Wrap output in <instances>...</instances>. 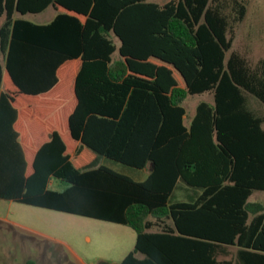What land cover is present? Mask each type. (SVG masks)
<instances>
[{
    "label": "trees",
    "instance_id": "obj_1",
    "mask_svg": "<svg viewBox=\"0 0 264 264\" xmlns=\"http://www.w3.org/2000/svg\"><path fill=\"white\" fill-rule=\"evenodd\" d=\"M51 6L48 23L16 17ZM247 12L248 0H0V198L131 227L119 264H264V208L249 221L245 205L264 189L246 168L248 144H264V57L232 49ZM207 92L186 125L184 101ZM102 157L152 169L138 181ZM179 180L202 190L197 209L171 200ZM231 246L238 261L219 260Z\"/></svg>",
    "mask_w": 264,
    "mask_h": 264
},
{
    "label": "rangeland",
    "instance_id": "obj_2",
    "mask_svg": "<svg viewBox=\"0 0 264 264\" xmlns=\"http://www.w3.org/2000/svg\"><path fill=\"white\" fill-rule=\"evenodd\" d=\"M153 1L164 4L169 0ZM56 14L51 6L41 13L22 17L42 24ZM232 49L253 61L264 57V0H248V12L236 28ZM212 97L208 92L189 97L185 103L189 119L199 102H212ZM45 126V123L33 125L32 137L36 144L39 140L35 134L37 131L44 134ZM100 164L135 180L142 179L148 170L105 157L100 159ZM28 165L31 166L30 157ZM65 185L57 179L50 182L53 189L61 190ZM179 186L171 196L172 201L179 200ZM135 242L136 232L124 224L0 198V264H119Z\"/></svg>",
    "mask_w": 264,
    "mask_h": 264
},
{
    "label": "crops",
    "instance_id": "obj_3",
    "mask_svg": "<svg viewBox=\"0 0 264 264\" xmlns=\"http://www.w3.org/2000/svg\"><path fill=\"white\" fill-rule=\"evenodd\" d=\"M28 14H30V13H28ZM23 16H25V15H23ZM16 17H22V15L17 14ZM200 94H202V93H200ZM194 95H198V94H192L186 98V100L184 101V104H183L184 107H185V103H186L187 99H189V97H192ZM70 100L73 101V96L70 97ZM212 102H213V97H212ZM212 102H210V103H212ZM197 105H196V108H197ZM195 113H196V110H195ZM195 113H193V115L189 119V117L187 116V110H186V113L184 115V122L186 125L190 124ZM187 118L189 121H187ZM263 127H264V124H263ZM256 146L258 147V151L252 150L254 148L252 147L251 144H248V155L249 156H247L248 160L246 162V164H247L246 168L248 170V177L252 181H254V180L264 181V144H259ZM151 169H152V165L150 164L148 167V170H147V174L144 175L142 177V179H138V181H142V180L146 179V177L149 175ZM178 186H179V200H177V201L185 202L187 204L195 206V208L197 209L201 205V203H198L197 200L203 194L202 190L192 188V187L186 185L183 181L179 180L176 183V186H175L173 193L175 192V190ZM173 193H172V195H173ZM246 204H248L252 209V211H250V213H249V215H250L249 221H252L255 218V216H257V214H258L257 210L260 209V207H258V206L261 205L264 208V189H261V188L260 189H254L252 191V193L249 195V197L247 198V200L245 201V205ZM212 207L215 208V205H212ZM229 249H230L229 251L231 252L230 254L226 255L225 257H223V256L218 257V259L219 260L231 259L234 262H237L238 261V258L236 256L237 248L234 246H231Z\"/></svg>",
    "mask_w": 264,
    "mask_h": 264
},
{
    "label": "water",
    "instance_id": "obj_4",
    "mask_svg": "<svg viewBox=\"0 0 264 264\" xmlns=\"http://www.w3.org/2000/svg\"><path fill=\"white\" fill-rule=\"evenodd\" d=\"M103 264H106V263H103Z\"/></svg>",
    "mask_w": 264,
    "mask_h": 264
}]
</instances>
